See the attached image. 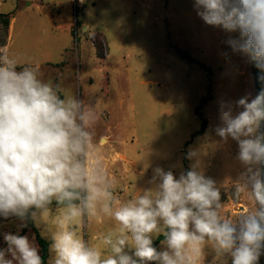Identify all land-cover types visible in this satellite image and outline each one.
Wrapping results in <instances>:
<instances>
[{
    "label": "rangeland",
    "instance_id": "374dc122",
    "mask_svg": "<svg viewBox=\"0 0 264 264\" xmlns=\"http://www.w3.org/2000/svg\"><path fill=\"white\" fill-rule=\"evenodd\" d=\"M237 35L206 25L193 0H0V46L9 48L19 68L38 66L41 79L59 86L61 96H76L94 110L95 154L122 201L154 188L156 167L178 178L195 165L216 182L221 215L233 220L254 202L247 192L235 198L244 171L238 144L223 141L215 128L222 103L258 94L252 61L226 43ZM190 152L196 153L191 159ZM58 211L52 206L34 222L49 246ZM26 224L2 218L0 248L7 247L3 233L23 235ZM113 229L105 219L85 220L76 230L103 251L100 237ZM24 235L40 254L34 230ZM52 255L48 247L46 264ZM200 264H231V258L206 247Z\"/></svg>",
    "mask_w": 264,
    "mask_h": 264
},
{
    "label": "clouds",
    "instance_id": "9594fccd",
    "mask_svg": "<svg viewBox=\"0 0 264 264\" xmlns=\"http://www.w3.org/2000/svg\"><path fill=\"white\" fill-rule=\"evenodd\" d=\"M203 22L229 36L233 53L249 58L264 81V0H193ZM227 55V53H225ZM19 65L0 46V218L38 223L55 204L49 229L51 264H200L206 247L231 264H258L264 250V89L221 104L216 134L238 144L244 166L234 196L247 192L254 209L221 215L216 182L192 166L179 177L154 169V188L121 200L95 154L94 110L41 79L38 66ZM234 108L241 109L234 114ZM189 158L196 153L190 152ZM114 222L101 235L103 251L81 238L85 220ZM163 236L162 250L154 239ZM0 264H43L27 235L3 233ZM10 257V258H9Z\"/></svg>",
    "mask_w": 264,
    "mask_h": 264
},
{
    "label": "trees",
    "instance_id": "16d2710c",
    "mask_svg": "<svg viewBox=\"0 0 264 264\" xmlns=\"http://www.w3.org/2000/svg\"><path fill=\"white\" fill-rule=\"evenodd\" d=\"M179 54L184 58L187 59L189 62H194L193 58L187 54L184 51H179ZM203 67V66H202ZM252 68H253V74H254V79L256 81V91L259 93L262 89H264V81H261L259 79V76L261 75V71L255 66V64L252 62ZM209 99H212L211 96L206 97L202 99L201 106L198 108L197 113L203 108V106L209 101ZM207 127V121L204 120L202 124V129L197 133L198 135H202L205 132V129ZM260 132H264V122H262L261 127H260ZM261 171L264 173V165H261ZM262 179H264V174H262ZM55 206V204H53ZM27 224L23 228V235L28 231L29 228L33 229L35 234H36V241L38 245L40 246V256L42 257L43 264H46V259L48 256V247H49V242H47L39 233V230L36 228L35 223L31 220L28 219L26 220ZM2 222V218H0V224ZM163 239V236H159L158 239L154 242V246L158 247V245L161 243ZM262 259L260 261V264H264V250H262Z\"/></svg>",
    "mask_w": 264,
    "mask_h": 264
},
{
    "label": "crops",
    "instance_id": "0c3cea01",
    "mask_svg": "<svg viewBox=\"0 0 264 264\" xmlns=\"http://www.w3.org/2000/svg\"><path fill=\"white\" fill-rule=\"evenodd\" d=\"M14 22H15V21H14ZM11 26H12V29H13V27H14V24L12 23V25H11ZM11 31H12V30H11Z\"/></svg>",
    "mask_w": 264,
    "mask_h": 264
},
{
    "label": "built area",
    "instance_id": "2783aa9c",
    "mask_svg": "<svg viewBox=\"0 0 264 264\" xmlns=\"http://www.w3.org/2000/svg\"><path fill=\"white\" fill-rule=\"evenodd\" d=\"M41 1V0H40Z\"/></svg>",
    "mask_w": 264,
    "mask_h": 264
}]
</instances>
